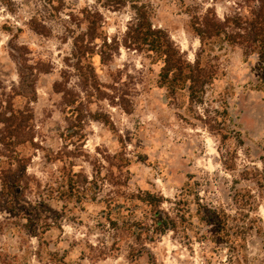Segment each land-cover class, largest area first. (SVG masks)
Here are the masks:
<instances>
[{"label":"rangeland","instance_id":"1","mask_svg":"<svg viewBox=\"0 0 264 264\" xmlns=\"http://www.w3.org/2000/svg\"><path fill=\"white\" fill-rule=\"evenodd\" d=\"M143 1L153 5V24L167 31L194 61L200 41L181 1ZM242 1L185 0L214 8L220 18ZM87 7L101 14L112 39L122 38L134 15L129 7L116 11L98 0H0V104L20 112L28 126L20 144L7 149L0 144V161L19 168L21 175L27 167L28 179L23 182L30 189L13 206L17 213L24 207L33 210L30 204L44 201L34 217H47L56 224L44 235L43 259L51 251L58 262L37 261V239L27 232L13 235L6 230L0 233V253L4 254L0 259L12 264H150L147 255L129 259L125 243L118 254L94 258L89 247L102 237L95 228L102 206L86 201L79 207L49 192L51 187H64L63 175L72 169L92 179L98 162L104 167L103 175L107 169L117 174L119 158L126 157L131 161L123 172L127 189L162 195L168 201L165 209L184 197L192 209L199 199L235 215L239 206L233 196L239 194L246 202L252 194L256 208L248 214L254 223L245 236L247 260L242 264H264V188L256 175V170L264 175V91L257 89V58L245 61L240 49L227 48L220 57L223 75L208 87L203 105H192L186 94L171 99L159 87L160 66L149 56L122 46L106 63L94 58L107 95L88 103L86 85L73 69V37L84 31V25L77 26L78 16ZM33 17L46 28L45 35L32 29ZM73 89L85 99L87 112L105 114L111 122L89 119L79 152L73 141L66 140L73 116L59 92H68L70 98ZM16 217L6 208L0 211L1 222L22 224ZM194 223L189 238L171 232L148 245L157 264H239L237 255L212 242L214 235L196 219Z\"/></svg>","mask_w":264,"mask_h":264},{"label":"trees","instance_id":"2","mask_svg":"<svg viewBox=\"0 0 264 264\" xmlns=\"http://www.w3.org/2000/svg\"><path fill=\"white\" fill-rule=\"evenodd\" d=\"M98 1L104 2V6L116 11L129 7L134 15L122 38L112 39L108 36L104 28L105 21L98 11L87 7L79 12L77 26L84 25L85 28L73 37L75 49L73 58L76 60L73 69L78 79L86 85L88 103H92V100H101L107 95L106 85L96 74L94 58L98 57L102 63H106L118 54L122 46L145 53L153 63L160 66L158 85L167 91V96L171 99L186 94L190 104L203 105L208 87L223 75L220 57L227 48L240 49L245 61L252 57L257 58L259 71L257 89L264 91V0L235 2L233 12L225 14L223 18L219 17L214 8L204 9L198 3L187 4L185 0H180L190 17V28L200 41L194 61L187 58L167 31L153 24L154 8L150 2ZM30 26L35 32L45 35L46 28L37 18L31 19ZM59 92L63 93L69 106V113L73 116V126L69 128L65 137L66 140L73 141V145H76L75 151L79 152L77 147H81L86 139L84 130L89 119L106 125H110L111 122L105 114L87 112L85 99L74 89L73 97L70 98L68 92ZM120 99H123V96ZM20 117H22L20 112L5 110L0 104V126L4 127L0 135V144L6 149L20 144L26 135L28 126ZM28 141L33 144V139ZM119 159L117 174L114 170L107 169V173L103 175L100 169L104 167L98 162L92 179L72 169L70 173L63 175L64 187H58L60 190L53 187L49 189L51 195L60 194L67 197V200L74 201L79 207H83L86 201L102 206L95 225L102 237L96 245L89 247L94 258L107 259L118 254L125 243L130 248L129 259H141L147 255L150 264H157L148 245L171 232L181 233L189 238L196 225L194 223L196 219L199 225L206 227L214 235L212 242L227 247L237 255L235 259L239 264L247 260L243 254L245 236L254 223L249 219L248 213L256 208L255 197L252 194H249L246 202L239 194L233 196V201L239 206L235 215L222 207L203 203L199 199L195 202V209H192L189 200L184 197L172 202L170 209H165L164 205L168 201L162 195L150 191L130 192L127 189V184L123 181V172L130 166L131 161L126 157ZM26 171L27 167L21 175L19 168L0 161V211L6 208L23 221L22 224L20 221L16 223L0 221V233L4 230L10 231L13 235L27 232L38 241L39 250L34 254L37 261L58 262L56 254L51 251H48L49 258L43 259L42 247L46 245L44 235L56 224V221L47 217H34V210H41L44 201L30 204L33 210H24V207L15 212L13 204L17 201L20 203L21 197L30 189V184L27 181L23 182V178L28 179ZM256 171L261 188H264V175ZM17 174L20 176L15 177ZM202 237L208 238L204 234ZM3 255L0 253V258ZM0 264L12 262L3 259Z\"/></svg>","mask_w":264,"mask_h":264}]
</instances>
